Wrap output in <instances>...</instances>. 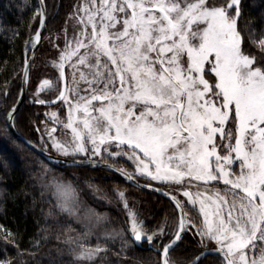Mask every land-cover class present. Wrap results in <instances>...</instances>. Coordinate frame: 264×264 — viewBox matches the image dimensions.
Instances as JSON below:
<instances>
[{
    "label": "snow or ice",
    "instance_id": "6c2138e0",
    "mask_svg": "<svg viewBox=\"0 0 264 264\" xmlns=\"http://www.w3.org/2000/svg\"><path fill=\"white\" fill-rule=\"evenodd\" d=\"M241 8L242 0H79L62 29L63 47L54 45L58 75L34 92L35 103L54 104L37 95L46 92L68 106L60 122L68 139L58 138L57 127L46 128L58 153L73 163L89 154L112 160L103 166L129 182L139 176L173 189L174 231L157 225L149 234L132 216L134 242L152 244L159 264H170V250L188 233L202 245L214 242L220 264H264V60L246 48L251 43L264 56V31L249 32L246 40L238 29ZM35 15L40 27L26 45L24 84L30 81L27 51L40 43L46 19L43 0ZM68 79L72 87L61 86ZM16 111L14 105L5 113L10 128ZM49 120L59 121L58 113ZM120 161L133 171L114 167ZM221 182L224 188L217 187ZM47 187L60 213L79 218L70 182L53 177ZM115 196L128 207L124 192ZM77 243L78 260L92 261L101 251ZM208 254L190 264H202ZM0 256V264H13Z\"/></svg>",
    "mask_w": 264,
    "mask_h": 264
},
{
    "label": "trees",
    "instance_id": "16d2710c",
    "mask_svg": "<svg viewBox=\"0 0 264 264\" xmlns=\"http://www.w3.org/2000/svg\"><path fill=\"white\" fill-rule=\"evenodd\" d=\"M78 2L45 0L47 21L40 46L50 35L64 28L69 13ZM213 2L220 4L225 0ZM38 8V0H0V253L12 259L13 264H67L64 250L79 229L71 217L56 209L55 199L46 185L50 178L76 176L71 181L79 188L82 198L95 210L107 212L110 219L126 231L128 218L118 199L114 198V186L122 184L132 192L134 204L145 221V231L149 233L163 221L168 222L172 215L175 220L178 214L173 203L166 198L140 190L114 172L101 168L56 165L12 134L5 113L15 105L21 92L20 73L23 72L26 45L39 28L40 17L35 15ZM238 29L246 40L249 32L259 36L264 31V0H242ZM246 48L264 60L257 46L247 43ZM30 54L31 50L27 51V57ZM44 107L30 103L27 93L26 101L14 121L16 130L39 146L36 135L43 115L38 113ZM137 179L147 183L141 178ZM89 185L94 190L97 188L100 197L107 201L91 198ZM169 224L165 227L171 230ZM9 232L12 234L9 235ZM113 240L103 241L105 264H159L158 252L136 246L130 233L126 240ZM125 241L126 246L122 250ZM159 245V241L155 242L156 248ZM202 250L196 235L185 234L182 242L169 253L170 264H189L192 257ZM3 258L0 256V259ZM202 264H220V257L208 255Z\"/></svg>",
    "mask_w": 264,
    "mask_h": 264
},
{
    "label": "rangeland",
    "instance_id": "374dc122",
    "mask_svg": "<svg viewBox=\"0 0 264 264\" xmlns=\"http://www.w3.org/2000/svg\"><path fill=\"white\" fill-rule=\"evenodd\" d=\"M73 8H74V6H73ZM73 8H72V11L69 13V15L73 12ZM69 15H68V17H69ZM64 27H65V25H64ZM71 27H72L71 22H69V24H68L69 33H71ZM57 36H60V39H57ZM56 44L60 45V47H63L62 30L50 35L45 40L43 45L39 47V49L37 50V52L35 54V57L33 60L34 64L32 63V67H31L30 81H29V87H28L29 88L28 101L30 103H35L34 102L35 101L34 92H36L37 85L40 82H42V80L45 78L55 81V79L58 75L57 69L55 68V66L53 64V61H55L57 58V49L54 47V45H56ZM69 72H70V70L66 68V76H68ZM67 81H68V86L72 87L70 79H68ZM61 86H62V81H61ZM81 87H84V85H81ZM74 94H75V92L73 91V95ZM37 95L43 99H49V98L53 99V100L56 99L55 95H53L52 93H46V92L45 93H37ZM35 104H38V103H35ZM67 107H68L67 104L61 101L57 105L45 106L44 108L39 109L38 115H40V114L43 115L44 119L42 117V120L40 122V127H39L38 133L36 135V140L40 144V146L42 148H44L45 150H47V151H49V152H51L57 156L63 157V158H68V159L72 158L73 159V157L64 156L63 154L58 153L55 150V148L51 147V141L47 138V133H46V128H51V127L55 126L58 128V132L56 134L58 136V138L61 140L68 139V137L66 135H64V132L67 130L63 129L62 125L60 124V122L66 120ZM52 113H58L59 121L52 122L49 120V117L51 116ZM102 155H103V153H102ZM85 158L101 160L99 157L92 156L91 154H89L88 156L78 155L75 157V159H85ZM102 161H104V160H102ZM106 162L114 163L112 160H107ZM116 165L128 170L129 172L133 171L132 167L128 163H126L125 161H120ZM238 165H239V161H236L235 164L232 166L233 171L238 170ZM63 176L64 177L59 176V178L57 177V179H59L61 181H65V182H70L71 185L76 189L78 196H79V200H80V211L78 213L79 218H77L76 216L71 217L74 220V222L76 223V226L78 227L79 231H76L73 234V236L71 237L69 247H66L64 250V254L68 258V259H66L67 264H105L104 258H106V250H105V244L103 243V241H105V240L109 241V240H113V239L116 240L117 238H119L120 240H122V238L124 240V238H125V240H126V237H128V233H130V234L132 233L131 232V226H132V222H133V220H132L133 214L144 225L145 221L142 218V215H140V213L138 212V207H136V205L134 204L135 200H133V198L131 197L130 193H132V192L126 186H123L122 184H121V186H114L113 187L114 188L113 189L114 194H115V191H122V192H124L125 198L127 200L128 207L125 208L123 203L114 195V198L118 199V201L120 202L122 208L125 210V213L127 215L128 230L126 231L125 229L119 227L116 223H114L110 219V216L107 212H105V211L99 212V211L95 210L84 198H82L81 192L79 191V188L76 185H74V183L71 181V179L76 178V176H70L69 175L70 178H69V176H65V175H63ZM137 177L139 178V176H137ZM52 179L53 178H50L47 180L48 184L51 183ZM143 180H145L147 182V184H149V185L162 187L168 191L173 190L168 185L159 184L157 182H150L146 179H143ZM110 183H112V182H110ZM48 184H46V185H48ZM90 186L91 185H89V188H90ZM217 187L218 188H224L225 186H223V184L221 182L219 185H217ZM90 190H91V192H90L89 196L91 198H93V199L95 198L96 200L99 198V199L103 200L104 202L107 201L105 198L100 197V194L97 192V188H96V190H94V188H90ZM195 190L196 189L193 188V191H195ZM200 190L203 191L204 188L202 187ZM210 190L215 191V189H210ZM181 199L186 200L187 198L181 197ZM85 214H87L90 217V220H86L84 218ZM93 214H95V216H99L102 218L99 223L96 222L95 216ZM188 215L195 217L196 214L192 210H188ZM170 219H171V221H170ZM178 219H179V217L175 218V220H174V217L172 215L169 218L170 224H169V221L168 222L163 221L162 224H160V225L169 224V226H170L169 228L172 231H174L175 226L178 222ZM86 225H87V227H86ZM85 232H89V235H88L86 241L83 239ZM146 232H148V231H146ZM149 234H151V233H149ZM78 241L83 243L84 247L90 248V249H96L97 245H99L101 251H99L98 255H96L92 261L84 262V261L78 260L77 259V253H79L81 251V248L78 246V243H77ZM197 242H198V237H197ZM198 244L201 246V249L214 248V246H215L214 242L209 243L207 240L204 241L203 245L200 244L199 242H198ZM255 255H256V258H259V249L256 250ZM68 261H70V262H68Z\"/></svg>",
    "mask_w": 264,
    "mask_h": 264
},
{
    "label": "water",
    "instance_id": "95a60500",
    "mask_svg": "<svg viewBox=\"0 0 264 264\" xmlns=\"http://www.w3.org/2000/svg\"><path fill=\"white\" fill-rule=\"evenodd\" d=\"M41 2L42 0H38V3H39V7L41 5ZM43 4L45 5L46 7V3H45V0H43ZM46 21H47V8H46V19L44 21V27L40 29V33H41V41L40 43L38 44H35L34 47L31 48V54L28 58V61H29V68L31 69V65H32V61L34 60V57H35V54L42 42V39H43V34H44V31H45V26H46ZM40 27V25H39ZM24 67H25V62H24ZM24 67H23V71H24ZM64 84H67L68 85V81H62V86ZM28 87H29V83L28 84H24L22 83V86H21V92H20V95L18 97V100L17 102L15 103V106L17 108V111H16V114L19 112V110L21 109V107L23 106L24 102L26 101V98H27V93H28ZM22 97V98H21ZM56 102L54 104H51V105H44V106H54V105H57L58 103H60L61 101L58 100V99H54ZM8 125V124H7ZM9 127V126H8ZM10 131L12 132V134L18 138L19 140L23 141L31 150H33L34 152H36L38 155H40L41 157H43L45 160H47L48 162H51V163H54L56 165H61V166H74V167H89V168H101V169H105V170H109L108 168L104 167L103 165L105 163H108V164H112V163H109V162H106V161H102V160H96V159H90V158H85V159H75V163H73V159H68V158H63V157H60V156H57L47 150H45L44 148H42L41 146H39L37 143L31 141L30 139H28L27 137L21 135L17 130L16 128H10ZM114 167H119V166H116L114 165ZM111 171V170H109ZM111 172H114L116 173L115 171H111ZM117 174V173H116ZM120 175V174H118ZM121 176V175H120ZM122 177V176H121ZM123 178V177H122ZM127 183H129L130 185L140 189V190H143V191H146L148 193H152V194H155V195H160L164 198H166L167 200H169L171 203H173L174 205V202L170 199L168 193L170 191L162 188V187H157V186H153V185H150V186H147L149 184L147 183H144L140 180H138V183H132V182H129L127 181L125 178H123ZM185 234H182V237H184ZM130 237L132 239V241L134 242V237L132 235V233L130 234ZM144 243H146L147 245L144 246ZM142 245L139 244V242H134V244L138 247H146V248H149V249H153V245L152 244H149L148 242H144ZM180 242H178V245H179ZM156 248V247H155ZM212 249L213 248H206V249H203L202 251L203 252H207L209 253L208 255H212L214 253H212ZM156 251V250H154ZM172 250H170L171 252ZM201 251V252H202ZM157 252V251H156ZM169 252V253H170ZM200 252V253H201ZM207 255V256H208ZM206 256V257H207ZM205 257V258H206ZM204 258V259H205ZM190 264V263H189Z\"/></svg>",
    "mask_w": 264,
    "mask_h": 264
}]
</instances>
